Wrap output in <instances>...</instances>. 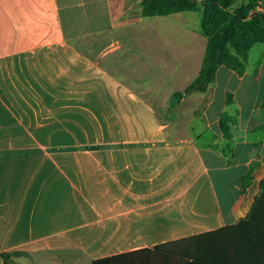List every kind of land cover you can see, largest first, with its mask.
<instances>
[{
  "label": "crops",
  "instance_id": "1",
  "mask_svg": "<svg viewBox=\"0 0 264 264\" xmlns=\"http://www.w3.org/2000/svg\"><path fill=\"white\" fill-rule=\"evenodd\" d=\"M142 1L0 0V264H191L180 241L231 226L219 264H264V211L246 220L264 180V44L190 94L189 137L169 143L150 101L198 75L203 11L143 18ZM119 30L100 60L140 53L128 73L76 44Z\"/></svg>",
  "mask_w": 264,
  "mask_h": 264
},
{
  "label": "trees",
  "instance_id": "2",
  "mask_svg": "<svg viewBox=\"0 0 264 264\" xmlns=\"http://www.w3.org/2000/svg\"><path fill=\"white\" fill-rule=\"evenodd\" d=\"M242 0H143L141 17L153 18L167 16L180 12H196L202 9V34L207 43L202 59L201 68L196 78L185 88L176 93L175 98H181L193 92L204 93L207 86L214 81L216 70L223 66L241 76L246 68L247 54L257 45L264 44V13L258 12L246 20L250 10L255 6L256 0H249L246 4L234 7ZM232 10V12H229ZM229 101V100H228ZM230 118L224 114L219 116V127L226 137L229 133ZM249 174L244 177V187L248 183ZM261 194L254 201V205L246 220L253 219L255 213L264 211V180L260 182ZM245 221V220H243ZM242 221L241 224L244 222ZM231 226L212 232L196 235L179 243H190L193 253L188 260L191 264H219V253L234 251V229ZM239 227V226H238ZM226 238L225 240H223ZM166 245L156 247L152 252H165ZM230 248V250H228ZM191 251V250H190ZM192 252V251H191ZM149 250L136 252L132 255H149ZM3 264L8 263V256L1 255ZM123 257V256H122ZM121 256L107 259L104 262L116 261Z\"/></svg>",
  "mask_w": 264,
  "mask_h": 264
},
{
  "label": "rangeland",
  "instance_id": "3",
  "mask_svg": "<svg viewBox=\"0 0 264 264\" xmlns=\"http://www.w3.org/2000/svg\"><path fill=\"white\" fill-rule=\"evenodd\" d=\"M255 3L253 9L257 7L259 10L257 12L253 11L251 15L258 12L264 13V0H256ZM199 14L202 15L201 12H199ZM127 34L128 32L126 30H119L108 36L97 37L94 40L91 38L82 39L77 41L76 44L80 45L89 57H93L96 61H100V63H103L107 67L109 66L108 68H113V70L118 71H126L128 73L129 70L127 71L126 68L123 67L124 63L129 62L130 59H136L137 55L139 56L140 53L116 52L112 53L104 60H100L101 50L105 45L109 42H114L115 40L120 42V39L123 40L121 42H125L128 40ZM137 36L138 35L135 36V42L139 41ZM259 47L262 48L264 46L260 45ZM176 93L180 92L170 93V97L166 99L150 101L155 104L160 122L164 125L166 140L169 143L183 142L189 137V120L196 103L195 98L190 96L191 93L186 94L181 98H175L174 95Z\"/></svg>",
  "mask_w": 264,
  "mask_h": 264
}]
</instances>
